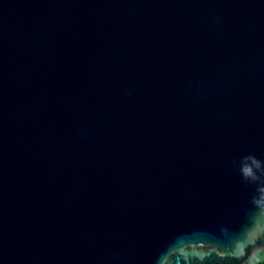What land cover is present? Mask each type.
<instances>
[{
  "label": "water",
  "instance_id": "water-1",
  "mask_svg": "<svg viewBox=\"0 0 264 264\" xmlns=\"http://www.w3.org/2000/svg\"><path fill=\"white\" fill-rule=\"evenodd\" d=\"M260 252L264 0H0V264Z\"/></svg>",
  "mask_w": 264,
  "mask_h": 264
},
{
  "label": "trees",
  "instance_id": "trees-1",
  "mask_svg": "<svg viewBox=\"0 0 264 264\" xmlns=\"http://www.w3.org/2000/svg\"><path fill=\"white\" fill-rule=\"evenodd\" d=\"M245 264H264V252L256 253Z\"/></svg>",
  "mask_w": 264,
  "mask_h": 264
}]
</instances>
